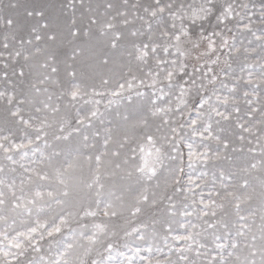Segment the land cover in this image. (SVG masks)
I'll use <instances>...</instances> for the list:
<instances>
[{
    "label": "snow or ice",
    "instance_id": "6c2138e0",
    "mask_svg": "<svg viewBox=\"0 0 264 264\" xmlns=\"http://www.w3.org/2000/svg\"><path fill=\"white\" fill-rule=\"evenodd\" d=\"M0 264H264V0H0Z\"/></svg>",
    "mask_w": 264,
    "mask_h": 264
},
{
    "label": "rangeland",
    "instance_id": "374dc122",
    "mask_svg": "<svg viewBox=\"0 0 264 264\" xmlns=\"http://www.w3.org/2000/svg\"><path fill=\"white\" fill-rule=\"evenodd\" d=\"M257 2H259V0H257Z\"/></svg>",
    "mask_w": 264,
    "mask_h": 264
}]
</instances>
